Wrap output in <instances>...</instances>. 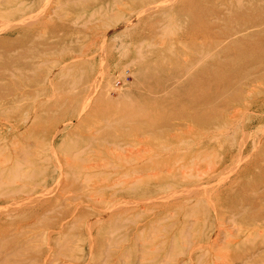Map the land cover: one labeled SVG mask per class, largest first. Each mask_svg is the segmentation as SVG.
<instances>
[{
  "label": "rangeland",
  "instance_id": "374dc122",
  "mask_svg": "<svg viewBox=\"0 0 264 264\" xmlns=\"http://www.w3.org/2000/svg\"><path fill=\"white\" fill-rule=\"evenodd\" d=\"M263 180L264 0H0V264H264Z\"/></svg>",
  "mask_w": 264,
  "mask_h": 264
},
{
  "label": "bare ground",
  "instance_id": "6f19581e",
  "mask_svg": "<svg viewBox=\"0 0 264 264\" xmlns=\"http://www.w3.org/2000/svg\"><path fill=\"white\" fill-rule=\"evenodd\" d=\"M48 4V3H47ZM202 20H203V18H202ZM254 56V55H253ZM257 56V55H256ZM260 57V56H259ZM130 147V146H129ZM117 148H118V146H117ZM123 149V148H122ZM263 179V178H262ZM263 182H264V180H263ZM263 197V196H262ZM256 201V200H255ZM255 205V204H254Z\"/></svg>",
  "mask_w": 264,
  "mask_h": 264
}]
</instances>
